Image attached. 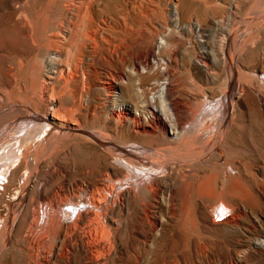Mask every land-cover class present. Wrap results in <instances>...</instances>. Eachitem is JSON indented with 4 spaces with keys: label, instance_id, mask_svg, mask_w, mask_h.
I'll use <instances>...</instances> for the list:
<instances>
[{
    "label": "bare ground",
    "instance_id": "bare-ground-1",
    "mask_svg": "<svg viewBox=\"0 0 264 264\" xmlns=\"http://www.w3.org/2000/svg\"><path fill=\"white\" fill-rule=\"evenodd\" d=\"M53 1H56V0H53ZM63 1H65V0H63ZM144 1L145 0H141V1H139V3L137 1L136 2L138 3V6L141 8V7H144L143 5H145ZM78 2L80 4V6L79 7L77 5L76 6L78 8L84 7L86 10L91 6V4H93L92 0H79ZM149 2H151V0ZM153 2H152V4H153ZM131 3H132V1H131ZM24 4L26 5V3H24ZM53 4H56V3L54 2ZM125 4H126V2H125ZM133 4L135 5V3H133ZM254 4H256V3H254ZM61 5H63V4H61ZM86 5H88L89 7L88 6L86 7ZM22 7H24V5ZM64 7H66V6H64ZM153 7L158 9L155 5H153ZM239 7H240V3L237 2L234 5L232 3V5L230 7L232 9L231 10L232 12H229V14L227 16H224L225 14L222 15L224 17L223 18L220 17L222 19L219 20V24L220 23L225 24L224 23L225 21H230V22L234 23V26H235V28H233V29L224 31L225 34H222L223 38L220 40L221 41L219 44L220 46L218 45L220 47L219 52H220V56H221V60L220 59H218V60H220V62H222V63L218 62V60H217V62L220 63L221 65L223 64L224 69H225V78H226V84H225V86H223L224 89L221 91V94H212V95L210 94L211 96L206 97V100L204 101L205 102L204 107L201 110H196V109L192 110L189 108L188 104L187 105L185 103L179 104V100L176 99L177 96L175 97L174 89L172 87V85L174 83L171 84L170 83L171 81L170 82L169 81L160 82L158 79H156L159 82L155 81L154 84L158 86L159 93L155 92V93H157V94H155L153 92V94H147L144 92L143 94H137V93L134 94V95H136V98L138 99V102H139L137 104L143 105L144 109H147V108L149 109V116L147 115L145 117V119H144V117L142 119L139 114H136V112H134V113L130 112L127 108H125L127 106L125 105V107H124V105H123V108L120 109L119 111H117V110L111 111V114H110L111 116H110V118H108V119H110V122L113 123L117 127L120 124L119 122H122V125L120 127H122L123 125L126 126V128H125L126 132H127L128 136L130 137V140H131L130 145H125L127 143L121 144V142H120V144H118L117 142H119V141L115 142L114 139H116L117 137L116 138L114 137V139L112 137H110L109 136V134L111 133L110 131H109L110 132L109 134H106L103 132H97V133L85 132L82 129H78V127H77L78 124L76 122H74L76 120H78V121L82 120V119L81 120L77 119L78 117L74 118L76 120H72L74 116L73 117L71 116L70 121H65V118H64V120H61L60 118L63 116L58 118L56 116L54 110H56V107H61L63 105V101H62L63 99L59 98L60 95L58 96L59 99H54L52 96L46 97L44 99L45 105L48 108L44 114H41L38 112L32 113V112L28 111L29 108L32 106V104L30 105L28 110L26 109V110H22L20 112H19V110H17L18 112H16L17 113L16 115L18 116L17 118L21 119V122H17L12 126L7 125L5 128L0 130V152H2L0 155V158L4 159V162H3L4 165L7 168H9L6 171V173L1 174L0 177L3 176V178H6L5 177L6 174L8 172H10L7 180L3 179V182L0 183V200H1V197L3 194H5L6 192L10 193L9 187L11 185H14L15 176L22 168H24L25 174L22 173V175L19 176L18 192L20 191V193H19L18 199L14 200L13 202H11L10 205H8L9 207H8L6 214L1 213V211H0V264H6V263H8L7 262L8 260H10V263H12V264H117L118 255L121 254L123 251V244H122L123 243L122 238L124 237L123 233H125V235H127L128 238L129 237L132 238L134 236H140V235L145 233V229H146L147 225H149V227L151 229L150 231H152L153 229L156 228V226L159 228V226H158L159 223H162L165 221H170V224H171V222H174V220L177 219V217H181L185 221V227L188 231L194 232V231H196V228L200 229V233H202L204 235V239H205L203 243H202V241L200 242L199 239H192L187 243V245L184 248L183 253L181 254V252H180V254H181L180 257L182 260L181 262H183V264H195L198 261L199 262L205 261L204 264H215V263L216 264L217 263L218 264H242V263H244V259H245L246 255L240 254L239 247H242V246L245 247L246 246V247H248V249H249L248 251H250V252H252V251L255 252V250H256V252L258 253L259 249H261V251H264V241L259 242L260 241L259 238L258 239H256L257 237L253 238L254 236L251 238H247L245 241H243L242 238H244L245 234H244V232H242L243 230H241V228H242L241 227V221L244 220V219H242L243 215L248 213V212H246V210L249 206H251L249 208L253 209V211L252 210L251 211L254 213L253 215H255L253 223H255L256 225H258L260 227H262L261 224L263 225V223H264V161H261L260 164L259 163L256 164L254 162L256 165H251V164L244 163L246 160L245 161H244V159H243V161L241 160V158H242L241 155L243 156L242 153H244V152H245L244 156L246 153L258 154V155L260 154V151H262V150H260L257 146H261L262 144L261 145H259L260 143L258 145L256 144V141L258 140L257 139L258 136H261L263 139V142H264V47H262L261 50L259 49L260 46L262 44H264V12H258V13H255L254 15H250V16L240 14L241 12L238 14L237 11H234L235 12L234 13L233 10L234 9L238 10ZM68 8H71V7H68ZM128 8H126V9H128ZM140 8L137 10H140ZM148 8H149V6H148ZM174 8H175V10H174L175 16H174L173 20L176 22L175 26H177L178 29H185V28L192 29L193 27L191 24H188V25L182 24L183 22H182L181 17H180V10H179L178 5H175ZM81 9H83V8H81ZM86 10H85V12H86ZM26 11L28 12V10H26ZM36 11H38V10H36ZM54 11L55 10H53V12ZM57 11H58V9H57ZM79 11H81V10H79ZM142 11H143V9H142ZM154 11H155V9H154ZM29 12H30V10H29ZM29 12H28V16H29ZM131 12H133V13L135 12V7H134V11H131ZM151 12H153V11H151ZM169 12H167V13H169ZM62 13H61V16H64L65 14L62 15ZM97 13H98V11H97ZM50 14L51 13H49V15ZM79 14H81V15H79ZM85 14H84V16H85ZM92 14L94 15V13H92ZM110 14L112 15L113 13H110ZM141 14L143 15L142 12H141ZM26 15H27V13H26ZM47 15H48V13H47ZM117 15H119V14L117 13ZM122 15H123V13H122ZM134 15H136V14H134ZM146 15H144V16H146ZM61 16H60V19L62 18ZM77 16L83 17L81 12L77 13ZM34 17L36 18L35 15H34ZM122 17H120V18L122 19ZM131 17L132 16H130L129 18H131ZM141 17L142 16H140V18ZM183 17H185V16H183ZM20 18H22V17L19 16V19ZM30 18H31V16L29 18L26 17V20L27 19L32 20ZM45 18H46V15H45ZM102 18H103V16H102ZM17 19L15 21H17ZM41 19H43V18H41ZM147 19H149V18L146 17V20ZM29 20H27V21H29ZM56 20H57V17H56ZM56 20H54L55 23L60 22V21H56ZM58 20H59V18H58ZM73 20L74 19H72V21ZM92 20L94 21V18ZM11 21H10V23H11ZM101 21H102V19H101ZM106 21H107V19H106ZM106 21H104V22L106 23ZM121 21H123V20H121ZM76 22H78V20H76ZM76 22H75V24H76ZM79 22L82 23L83 19L81 18ZM201 23L198 22L197 26H196V29L199 31L203 29V25ZM26 24H28V23H26ZM42 24H44V23H42ZM58 24L60 25V23H58ZM61 24H63V23H61ZM80 24L78 23L77 26H79ZM135 24L137 25V23H135ZM36 25L39 26V24H36ZM141 25L139 26V28H141ZM211 25H212V23H211ZM69 26H71V24ZM98 26L99 25H97V27ZM108 26L109 25H107L106 30L108 29ZM18 27H20V26H18ZM58 27H60V26H58ZM83 27H80V30H82ZM119 27H121V25ZM27 28H28V26H27ZM40 28H41V26H40ZM70 28H72V27H70ZM99 28H102V27H99ZM116 28H117V26H116ZM34 29H35V27H34ZM43 29H44V27H43ZM59 29H62V26ZM73 29L79 30V27H77V28L74 27ZM112 29H113V26H112ZM125 29L128 30V27ZM71 30L72 29H70V31ZM27 31H28V29H27ZM68 31L69 30H65V32H68ZM43 32L45 33V30L42 31V34H43ZM59 32H61V30L58 31V33ZM89 32H88L89 34H87V36H86L87 40L85 39V41L89 40L88 42H90V41L92 42V41H94V39H96L95 34L97 33V31L94 29L93 30L91 29V31H89ZM107 32H108V30H107ZM247 32H249L250 34L249 33L247 34ZM128 33H129V35H128ZM128 33H127V35L129 36V40L131 42V45H132L133 49H135L136 51L134 50V51L130 52L126 56V61L129 63V67H130V64L132 65V69H131L132 74L134 73L137 75L141 72V70H142V72L147 71V69H149V66L152 63V60H153V62L155 60H157L158 55H157V52L155 50L156 48L149 49L150 46H147L148 41H146V37H145L146 34L144 35V33L141 31H131ZM32 34H34V33H32ZM116 34H117V32H116ZM45 35H47V34L45 33ZM45 35H42V38H44L43 36H45ZM61 35H63V33ZM76 36H77V32H76ZM148 36H149V34H148ZM151 36H153V34ZM171 36H173V35L171 34ZM45 37H48V36H45ZM62 37H64V35ZM65 37H66V35H65ZM93 37H95V38H93ZM100 37H101V39H103L104 35H102ZM111 37H113V36H111ZM125 37H126V35H125ZM27 38H29V37H27ZM81 38H82V35H81ZM42 40H41V42H42ZM119 40H121V39H119ZM149 40H151V39H149ZM160 40L161 41H160L159 46H158L159 50L168 46V40L166 38H161ZM48 41L46 43H48ZM66 41L68 42V40H66ZM79 41H80L79 37H78V39H75V34H74L73 38H72V36L70 37L69 45H71V46L76 45V47L78 48L77 44L79 43ZM106 41H107V39L104 40V43H103V41H101V43L105 44ZM67 42H65V44L63 43V45L64 46L67 45L66 44ZM170 42H171V40H170ZM216 42H218V41H216ZM85 43H87V42H85ZM193 43H195V42H193ZM115 44H117V43L115 42ZM122 44H123V42H122ZM179 44H178V46H179ZM63 45H61V47ZM108 45H111V44H108ZM151 45H152V43H151ZM190 45L194 49V45L193 46H192V44H190ZM80 46H81V44H80ZM85 46H87V44ZM96 46L98 47V45H96ZM114 46L116 47V45H114ZM178 46L177 47L174 46L175 48L173 50H171L172 52H170L171 55L168 56L169 57V59L167 60L168 62L171 63L173 61V59L175 58V56L177 55ZM182 46H183V44H182ZM198 46H199V44H198ZM33 47H35V46H33ZM43 47L44 46H42V48ZM58 47L61 48L59 46V44H58ZM97 47H96V49H97ZM111 47H112V45H111ZM111 47H109V48H111ZM117 47H118V45H117ZM132 47H131V49H132ZM189 47H188V49H189ZM37 48H38V46H37ZM98 48H100V47H98ZM137 48H141L142 49L141 52H138ZM10 49H11V47H10ZM84 49H85V47H84ZM165 49L166 48H164V50ZM65 50L67 51L68 49H65ZM62 51H61V53H62ZM86 51H88V50H86ZM109 51H110V49H109ZM194 51L192 53H194ZM67 52H69V51H67ZM75 52H76V50H75ZM75 52H74V54H75ZM82 52H84V51H82ZM92 52H93V50L90 53H92ZM182 52H184V51H181V53ZM76 53H78V51ZM94 53H95V50H94ZM212 53L214 54V52H212ZM65 54H66V52H65ZM74 54L72 53L73 57H74ZM218 54L216 53V56ZM189 55H191V53ZM36 56H38V54ZM82 56H84V55H82ZM96 56H97V54H96ZM102 56H101V58H102ZM160 56H161V54H160ZM68 57H70V55ZM94 57H95V55H94ZM197 57H198V55H197ZM197 57H194V59H195L196 65H199V66L201 63H202L201 65H203V66H208L209 60L212 59L210 54L205 55V58L207 59V61H203V59H201L202 61H200V59ZM248 57L249 58L251 57L253 59V60H251L252 64H251V66L245 67L242 64V62L245 63V60L242 61V59L248 58ZM85 58H83V60ZM104 58H105V56H104ZM104 58H102V60ZM218 58H219V55H218ZM56 59H58V58L56 57ZM117 59H119V58H117ZM215 59H217V58H215ZM23 60H24V58H23ZM61 61H62V57H61ZM66 61L63 63H66ZM123 61H124V58H123ZM21 62H22V59H21ZM67 62H69V61H67ZM155 62H161V60L155 61ZM214 62L216 63L215 60H214ZM92 63H90V64H92ZM188 63H187V66L189 65ZM19 64H20V62H19ZM70 64H72V63H70ZM64 65H66V64H64ZM79 65H80V62H79ZM68 66H69V63H68ZM24 67H23V69H24ZM70 67H71V65H70ZM170 67H171V65H170ZM213 67H215V66H213ZM166 68H169V67H166ZM21 69L22 68H20V70ZM94 69H96V68H94ZM208 69H209V67H208ZM218 69L220 70V68H218ZM36 70L37 69H35V71ZM72 70H73V68H72ZM155 70H157V69L155 68ZM164 70H165L164 74H170V70H169V72H168V69L164 68ZM43 71H44V69H43ZM124 71H126V70H124ZM154 71H152V73ZM162 71H163V69H162ZM72 72H70V74H72ZM97 72L100 73V71H97ZM117 72H118V70H117ZM178 72H180V70ZM188 72H190V70ZM243 72H245V74H247V76L244 77ZM61 73H64V72H61ZM75 73H77V72H75ZM75 73H74V75H75ZM99 73H97V74L99 75ZM109 73H111V71ZM191 73H193V72H191ZM70 74H68V76ZM117 74H119V72ZM214 74H216V73L214 72ZM64 75H62V76L65 79ZM82 75H83V73H82ZM84 75H85V73H84ZM142 75H143V73H142ZM145 75H146V73H145ZM39 76H40V74H39ZM76 76H78V75H76ZM95 76H96V74H95ZM111 76H112V74H111ZM151 76H152V74H151ZM151 76H149V77H151ZM167 76L169 77V75H167ZM175 76H176V74H175ZM104 77H105V75H104ZM139 77H141V76H139ZM39 78H41L40 80H42V77H39ZM95 78H97V77H95ZM115 78H117V77L115 76L114 80H115ZM143 78L141 77V78H139V80L143 79ZM176 78H177V76H176ZM176 78H174L173 80L176 81ZM71 79H73V78H71ZM71 79L69 80V82L71 81ZM92 79H93V77H92ZM105 79H107V78L105 77ZM128 79H129V77H128ZM208 79H210V78H208ZM81 80H82V78H81ZM88 80H89V78H88ZM88 80H86V81H88ZM139 80H138V83H139ZM166 80H168V79H166ZM173 80H172V82H173ZM33 81L34 80H32V82ZM123 81H124V79H123ZM128 81L131 82V80H128ZM180 81L182 82V79ZM45 82H47V81H45ZM101 82H103L102 79H101ZM35 83H38V82H35ZM64 83H67V82L65 81ZM177 83L178 82L176 81V84ZM67 84H65V85H67ZM95 84H97V83H95ZM105 84L107 86L108 85L111 86L112 82L107 81ZM120 84H124V83H120ZM38 85H37V87H38ZM62 85H64V84H62ZM90 85H92V84H90ZM117 85L118 84H115L114 86L116 87ZM139 85H140V83H139ZM33 86H34V84H33ZM71 86H72V84H71ZM37 87H36V89H37ZM127 87H129V86H127ZM140 87H139V89L141 90ZM2 88L3 87H1V89ZM52 88H55V87H52ZM72 88H73V86H72ZM151 88H153V87H151ZM40 89L38 87L37 91H39ZM49 89H50V87H49ZM89 89H90V87H89ZM148 89H149V87H148ZM212 89H217V87L212 88ZM31 90H34V89H31ZM144 90H145V88H144ZM3 91H5V90H3ZM7 91H8V87H7ZM9 91H10V89H9ZM57 91L55 93H57ZM213 91L214 90H212V92ZM216 91H219V90H216ZM151 92H149V93H151ZM232 92H234V94H232ZM52 93H54V92H52ZM73 93H74V91L71 93V95ZM205 93H207V92H205ZM35 94H36V92H35ZM37 94H38V92H37ZM5 95L6 94H4V96ZM20 95H21V92H20ZM42 95H40V96H42ZM112 96H113V94H112ZM114 96H116V95H114ZM12 97H13V95H12ZM30 97H32V96H30ZM34 97H35V95H34ZM61 97H63V96H61ZM77 97L79 98V96H77ZM82 97H81V99H82ZM27 98H28V96H27ZM43 98H44V96H43ZM66 98H68V96H66ZM108 98H110V97L108 96ZM120 98H122V97H120ZM203 98H202V100H203ZM13 99H14V97H13ZM129 99L131 100L130 97H129ZM2 100L4 101V98ZM17 100H18V98H17ZM6 101L10 102V99L8 100V98L6 97ZM11 101H12V99H11ZM20 101H19V103L21 104L22 101L21 102ZM35 101H36V99H35ZM27 102H28V104L30 103L27 100V101H25V104ZM67 102H68V99H67ZM184 102H186V101H184ZM2 103L4 104L5 102H2ZM10 103H8L7 107L9 106ZM14 103H15V101H14ZM37 103L39 104L40 102H37ZM14 105H16V104H14ZM64 105H66V104H64ZM138 105H136V107ZM198 105L202 106L201 103ZM201 106H197V107L201 108ZM50 107H53V108L50 109ZM63 107H65V106H63ZM72 107H73V104H72ZM81 107H83V106H81ZM79 108H80V106H79ZM192 108H194V106ZM10 109H12V108H10ZM217 109H219L218 111H221V112H218V113L215 112ZM8 110H9V108H8ZM76 110H78V112H81V110H79L78 107ZM88 110H90V109H88ZM136 110H137V108H136ZM74 111H75V109H74ZM99 111H101V110H99ZM121 111H122V113H121ZM64 112H69V111L66 110ZM75 112H77V111H75ZM86 112H87V110H86ZM254 112H256V116L253 115ZM81 113H83V112H81ZM95 113H97V112H95ZM101 113H102V111H101ZM3 115H4V113H3ZM3 115H2V117H5ZM70 115H72V114H70ZM96 115H94V116H96ZM83 116L84 115H82L80 117L84 118ZM244 118H246V119H244ZM1 119H0V121H1ZM78 123H81V122H78ZM85 123H87V122L85 121ZM40 127H41V129H38ZM44 127H46L48 129L44 133L45 135L43 136L42 139L35 141L34 139L37 136L36 135L37 133L35 134V132L36 131L38 132V130H42ZM84 127H85V125H84ZM237 131L239 132V142H240L239 145H238V143H236L234 141L235 139L234 140H232L233 138L231 139V137H233V135H235V133ZM80 132L83 133L84 135L89 136L96 144L99 145V147L103 148L104 150H106L109 153V156H108L109 158H112L114 160H117L118 162H121L124 165V167L121 168V167L116 166V165L109 162V163H106L104 171L99 172L96 170L97 172L96 171L94 172L93 167H89V168H92V170H89V169H84V168L79 167L78 164L71 165L70 163H64L67 160H64V162H62L60 160L59 161L56 160L57 161L56 162L54 160L55 163H54V161H53V163L47 162V159L51 158V157L46 158V156L50 152L53 154L54 151H52V149H54L57 146V144L59 143V141L61 139L65 138V137H76L77 133H80ZM20 133H22L23 135H20ZM18 134L20 136H18ZM113 135H115V134H113ZM119 138H121V137H119ZM146 139L149 140V142H146L145 141ZM118 140H120V139H118ZM27 141H29V143H26ZM236 141H238V140H236ZM12 143H14V144L12 147L9 148L8 152L2 151V150H4V149H2L3 146H5V145L7 146V145L12 144ZM18 143H21L22 145L21 144L17 145ZM92 144H93V142H92ZM4 148H6V147H4ZM261 149L264 150V145L261 146ZM18 151H19V153H18ZM63 157H65V156H63ZM248 157H249V155H248ZM52 158H54V157L52 156ZM17 159L20 162L16 167H13L14 163L16 162ZM59 159H61V158H59ZM100 159L98 158L97 161ZM105 160H107V158H105ZM261 160H264V158ZM103 161H104V159H103ZM99 163H98V165H99ZM101 163H102V161H101ZM244 164H247V165H244ZM100 166H102V165H100ZM12 167H13V169H11ZM103 168H104V165H103ZM4 171H5V169H4ZM73 172L78 173L79 176H81V177H88V176L91 177L92 182L91 181L90 182L89 181L84 182V181L79 180L77 178L75 180L73 179V181H69V179H68L69 177L67 178L68 179L67 180L66 177L70 176ZM78 174H76V175H78ZM72 176H74V175H72ZM81 177H80V179H82ZM70 178H72V177H70ZM70 180H72V179H70ZM89 180H90V178H89ZM241 180H243V181L249 183V185H251L252 192L257 197V200H258L257 203L256 202H249V204L247 203V205H249V206H247L245 204L246 202H248L250 200L249 197L251 196V192H247V197H246L247 200L245 202H242V201L238 202L239 200H237V201L234 200V196H236L235 194L239 193L238 192L240 190L239 187L241 186L240 183L243 182V181L241 182ZM179 185L182 186L181 193L179 192ZM246 185H248V184H246ZM243 186L241 187V189H243ZM245 188H247V186ZM243 191H246V190H243ZM243 191H242V193H243ZM256 197H254V199ZM238 198H239V196L236 199H238ZM2 200H5V199H2ZM4 203H5V201H4ZM1 206H2V204H1ZM4 206H6V205H4ZM248 214H246V216ZM249 216L250 215H248V218H250ZM247 220H246V223L250 222L252 219L249 221H247ZM261 221L263 223L260 224ZM92 226H94L95 229H92L91 228ZM161 226H162V224H161ZM247 226H249V225H247ZM245 228H247V227H245ZM253 228L255 231L257 229H259L258 227H253ZM245 230H247V229H245ZM247 231H249V229ZM257 231H259V230H257ZM153 232H154V230H153ZM187 234H189V233H187ZM195 234H197V233H195ZM175 235L178 237V239L182 240L180 232H176ZM246 235H247V233H246ZM144 237L146 238L147 236H144ZM149 237H150V235H149ZM139 239L141 240L143 238H139ZM147 239L148 238H146V241H148ZM152 241L154 242V240H152ZM141 242H142V240H141ZM150 242L151 241H149V243ZM150 249H151V247H150ZM223 251H225V253H223ZM245 251L247 252V250H244V252ZM132 253H134V252H132ZM241 253H243V252L241 251ZM127 254H128V252H127ZM252 254H250V255H252ZM128 255H127V257H128ZM134 255H136V254L134 253ZM138 257L135 260V264H144V261H142V259H140ZM210 257H211V259L213 257L216 260V262H213V263L208 262L207 259H209ZM251 258H253V257H251ZM172 259H174V258H172ZM246 259H248V258L246 257ZM170 260H171V258H170ZM172 261H170V263ZM249 261H251V260H249ZM148 262H146V263H148ZM151 262H152V260H151ZM151 262H149V264L153 263V262L152 263ZM162 262H164V261H162ZM263 263H264V259H261V260L259 259L257 264H263ZM126 264H128V263H126ZM173 264H177V263H175L173 261Z\"/></svg>",
    "mask_w": 264,
    "mask_h": 264
},
{
    "label": "rangeland",
    "instance_id": "rangeland-1",
    "mask_svg": "<svg viewBox=\"0 0 264 264\" xmlns=\"http://www.w3.org/2000/svg\"><path fill=\"white\" fill-rule=\"evenodd\" d=\"M50 1V2H49ZM58 1V2H57ZM79 0H56V1H51V0H0V130H2L3 128H5L7 125L12 126L17 122H21L20 118H17L18 116L16 115L18 112L17 110L22 111V110H28V108L30 107V105L32 104V106L29 108L28 111L34 113V112H38L41 114H44L45 111L48 109L45 105L44 99L46 97H50L52 96L54 99H63V105L61 107H56L55 114L58 118H60L61 120L65 121H70V117L74 116L72 120H76L74 119L75 117H78L77 119L81 120V121H74L78 124V129H82L85 132H92V133H97V132H103L106 134H109L110 137H112L114 139V137L116 139H114L115 142H117L118 144H125V145H130L131 144V140L130 137L128 136L127 132H126V126L123 125L122 127H120L122 125V122H119V126H115L113 123L110 122V114L111 111H119L120 109L123 108V105L125 107V105L130 112L134 113L136 112V114H139L141 116V118L145 119V117L148 115L149 116V109H144L143 105L141 104H137L138 99L136 98V95L134 94H143L144 92L147 94H153V92H158L159 93V88L157 85L154 84V82H165V81H171L170 83L173 84L172 87L174 89V94L175 97L177 96L176 99L179 100V104H183L185 103L186 105H189V108L192 110H201L204 107L205 104V100L207 96H211L212 94H221V91L224 89L223 86H225L226 84V78H225V69L223 64L221 65L220 60H221V56H220V52H219V44H220V40L223 38L222 34H225L224 31L226 30H230L235 28L234 23L230 22V21H225V24H219V20H221L224 16H227L229 14V12H232L231 10V5L233 3L236 4L237 2L240 3V7L238 10L234 9V11H237L238 14H243V15H254L255 13L258 12H264V0H151V2H149L150 0H145L143 5L144 7H139L138 3L141 0H92L91 6L89 7L88 5H86V7L88 6L89 8L86 10L84 7H80V4L78 2ZM100 1V2H99ZM129 1V2H128ZM132 1V3H131ZM134 1V2H133ZM138 3H137V2ZM154 1V2H153ZM178 1V2H177ZM180 1V2H179ZM236 1V2H235ZM263 1V2H262ZM35 2V3H34ZM56 4H53V3ZM71 2V3H70ZM76 2V3H75ZM126 2V4H125ZM150 4H149V3ZM153 2V4H152ZM159 2V3H158ZM17 3V4H16ZM26 3V5L24 4ZM70 3V4H69ZM75 3V4H74ZM130 5H129V4ZM135 3V5L133 4ZM155 3V4H154ZM256 3V4H254ZM22 4V5H21ZM63 4V5H61ZM66 4V5H65ZM75 6H74V5ZM128 4V5H127ZM148 4V5H147ZM254 4V5H253ZM260 4V5H259ZM21 5V6H20ZM24 5V7H22ZM41 5V6H40ZM78 7H77V6ZM127 5V6H126ZM153 5H155L158 9H156L155 7H153ZM171 5V6H170ZM178 5L179 10H180V17L182 20V24H191L192 25V29H178L176 25V22L173 20L175 13H174V6ZM243 5V6H242ZM258 5V6H257ZM263 5V6H262ZM51 6V7H50ZM55 6V7H54ZM60 6V7H59ZM66 6V7H64ZM74 6V7H73ZM98 6V7H97ZM149 6V8H148ZM159 6V7H158ZM161 6V7H160ZM42 7V8H41ZM49 7V8H48ZM71 7V8H68ZM122 7V8H121ZM129 7V8H128ZM134 7H135V12H131L134 11ZM255 9H254V8ZM52 8V9H51ZM66 8V9H65ZM74 8V9H73ZM83 8V9H81ZM92 8V9H91ZM121 8V9H120ZM128 8V9H126ZM131 8V9H130ZM140 10H137L139 9ZM155 11H154V9ZM172 8V9H171ZM198 8V9H197ZM58 9V11H57ZM60 9V10H59ZM69 9V10H68ZM143 9V11H142ZM153 9V10H152ZM30 10L29 12V16H28V12L26 11ZM38 10V11H36ZM41 10V11H40ZM53 10H55L53 12ZM65 10V11H64ZM81 10V11H79ZM86 10V12H85ZM92 10V11H91ZM117 10V11H116ZM157 10V11H156ZM251 10V11H250ZM23 11V12H22ZM26 11V12H25ZM52 11V12H51ZM64 16H61V13ZM71 11V12H70ZM98 11V13H97ZM127 13H126V12ZM140 11V12H139ZM153 11V12H151ZM170 11V12H169ZM32 12V13H31ZM40 12V13H39ZM76 12V13H75ZM81 12L83 17H78L77 13ZM90 12V13H89ZM125 12V13H124ZM141 12L143 13V15L141 14ZM146 12V13H145ZM169 12V13H167ZM247 12V13H246ZM27 13V15H26ZM48 13V15H47ZM49 13H51L49 15ZM53 13V14H52ZM59 13V14H58ZM70 13V14H69ZM86 13V14H85ZM94 13V15L92 14ZM110 13H113L112 15ZM116 13V14H115ZM117 13L119 15H117ZM123 13V15H122ZM133 13V14H132ZM145 13V14H144ZM153 13V14H152ZM159 13V14H158ZM164 15H163V14ZM235 13V12H234ZM38 16H37V15ZM74 14V15H73ZM76 14V15H75ZM85 14V16H84ZM91 14V15H90ZM98 14V15H97ZM109 14V15H108ZM127 14V15H126ZM136 14V15H134ZM138 14V15H137ZM147 14V15H146ZM152 14V15H151ZM188 14V15H187ZM216 14V15H215ZM225 14V15H224ZM33 15V16H32ZM34 15L36 16V18L34 17ZM46 15V18H45ZM59 15V16H58ZM81 15V14H79ZM107 15V16H106ZM146 15V16H144ZM224 15V16H222ZM19 16L22 17L19 19ZM31 16L30 19L27 21L26 17L29 18ZM54 16V17H53ZM60 16L62 17L60 19ZM87 16V17H86ZM94 16V17H93ZM99 16V17H98ZM103 16V18H102ZM123 16V17H122ZM130 16H132L131 18H129ZM140 16H142L140 18ZM154 18H153V17ZM173 16V17H172ZM185 16V17H183ZM193 16V17H192ZM48 17V18H47ZM57 17V20H56ZM72 17V18H71ZM74 17V18H73ZM108 17V18H107ZM114 17V18H113ZM122 17V19L120 18ZM140 19H139V18ZM146 17L149 18L146 20ZM191 17V18H190ZM222 17V18H220ZM18 18V19H17ZM36 20H35V19ZM43 18V19H41ZM51 18V19H50ZM59 18V20H58ZM67 18V19H66ZM83 19V22H79L80 19ZM94 18V21L92 20ZM98 18V19H97ZM102 21H101V19ZM110 18V19H109ZM123 20V21H121ZM194 18V19H193ZM199 18V19H198ZM204 20H202V19ZM17 19V21H15ZM34 19V20H33ZM42 21H41V20ZM64 19V20H63ZM66 19V20H65ZM72 19H74L72 21ZM86 19V20H85ZM89 19V20H88ZM104 19V20H103ZM107 19V21H106ZM109 19V20H108ZM145 19V20H144ZM152 19V20H151ZM172 19V20H171ZM201 19V20H200ZM216 19V20H215ZM7 20V21H6ZM12 20V21H11ZM40 20V21H39ZM60 21V22H56L55 21ZM76 20H78V22H76ZM151 20V21H150ZM157 20V21H156ZM198 20V21H197ZM11 21V23H10ZM34 21V22H33ZM64 21V22H63ZM70 21V22H69ZM82 21V20H81ZM92 23H91V22ZM98 21V22H97ZM106 21V23L104 22ZM131 21V22H130ZM133 21V22H132ZM155 21V22H154ZM207 21V22H206ZM20 22V23H19ZM32 22V23H31ZM72 22V23H71ZM76 22V24H75ZM108 22V23H107ZM119 22V23H118ZM125 24H124V23ZM174 22V23H173ZM201 23L203 25V29L202 30H197L196 26L197 23ZM28 23V24H26ZM31 23V24H30ZM44 23V24H42ZM60 23V25L58 24ZM63 23V24H61ZM68 23V24H67ZM80 24L79 26H77V24ZM87 23V24H86ZM90 23V24H89ZM103 23V24H102ZM111 25H110V24ZM122 23V24H121ZM137 23V25L135 24ZM145 25H144V24ZM208 23V24H207ZM212 23V25H211ZM230 23V24H229ZM7 24V25H6ZM25 24V25H24ZM36 24H39V26H37ZM71 24V26H69ZM121 27H119L120 25ZM142 24V25H141ZM25 27H23V26ZM28 28H27V26ZM44 25V26H43ZM56 25V26H55ZM74 25V26H73ZM76 25V26H75ZM85 25V26H84ZM94 25V26H93ZM97 25H99L97 27ZM108 26V32L106 30ZM141 25V28H139V26ZM164 25V26H163ZM225 25V26H224ZM20 26V27H18ZM22 26V27H21ZM41 26V28H40ZM58 26H62V29H59L60 27ZM84 26V27H83ZM105 26V27H104ZM113 26V29H112ZM117 26V28H116ZM124 28H123V27ZM212 26V27H211ZM223 26V27H222ZM229 26V27H228ZM231 26V27H230ZM35 27V29H34ZM44 27V29H43ZM58 27V28H57ZM72 27V28H70ZM77 28L79 27V30H75L73 28ZM80 27H83L82 30H80ZM102 27V28H99ZM128 27V30H126L125 28ZM219 27V28H218ZM105 28V29H104ZM110 28V29H109ZM119 28V29H118ZM155 30H154V29ZM28 29V31H27ZM41 29V30H40ZM48 29V30H47ZM57 31H56V30ZM70 29H72L70 31ZM85 31H84V30ZM90 29V30H89ZM91 29L96 30L97 33L95 34L96 39H94V41H85V39L87 38V34H89L91 31ZM102 29V30H101ZM153 29V30H152ZM177 29V30H176ZM45 30V33L47 35H45V33L42 31ZM63 33L64 37H62L63 35H61L62 33L58 31H60ZM65 30H69L68 32H65ZM100 30V31H99ZM116 30V31H115ZM172 30V31H171ZM192 30V31H191ZM47 31V32H46ZM49 31V32H48ZM77 32V36H76V32ZM80 31V32H79ZM110 31V32H109ZM120 31V32H119ZM127 31V32H126ZM131 31H141L144 33L145 37H146V41L147 42V46H150L149 49H153L156 48V52H157V60L155 61H160L161 62H153L151 65L149 66V69H147V71H144L139 73V74H132V65L130 64L129 67V63L126 61V56L134 51L135 49H133L131 42L129 40V33ZM218 31V32H217ZM89 32V33H88ZM117 32V34H116ZM122 32V33H121ZM156 32V33H155ZM165 32V33H164ZM169 32V33H168ZM171 32V33H170ZM22 33V34H21ZM25 33V34H24ZM34 33V34H32ZM50 33V34H49ZM66 33V34H65ZM83 33V34H82ZM85 33V34H84ZM108 33V34H107ZM128 33V35H127ZM155 33V34H154ZM164 33V34H163ZM178 33V34H177ZM249 32H247L248 34ZM75 34V39H80L79 43L77 44L78 48L76 47V45H69V41H70V37L74 36ZM80 36H79V35ZM149 34V36H148ZM153 34V36H151ZM168 34V35H167ZM171 34L173 36H171ZM250 34V33H249ZM24 35V36H23ZM28 35V36H27ZM42 35L48 36L44 38H42ZM66 35V37H65ZM71 35V36H70ZM82 35V38H81ZM104 35V40L107 39V43L111 44L108 45L106 42L104 43V40L101 39L100 36ZM108 35V36H107ZM124 35V36H123ZM126 35V37H125ZM167 35V36H166ZM22 36V37H21ZM37 36V37H36ZM84 36V37H83ZM113 36V37H111ZM165 36V37H164ZM29 37V38H27ZM93 37V38H95ZM107 37V38H106ZM120 37V38H119ZM128 37V38H127ZM153 37V38H152ZM36 38V39H35ZM64 38V39H63ZM106 38V39H105ZM151 40H149V39ZM161 38H166L168 40V46L164 47L166 48L164 50L158 49L159 43H160V39ZM30 39V40H29ZM43 39V40H42ZM60 39V40H59ZM84 39V40H83ZM113 39V40H112ZM121 39V40H119ZM124 39V40H123ZM128 39V40H127ZM154 39V40H153ZM159 39V40H158ZM35 40V41H34ZM37 40V41H36ZM42 40V42H41ZM48 43H46L47 41ZM68 40V42L66 41ZM87 40V39H86ZM171 40V42H170ZM215 40V41H214ZM46 41V42H45ZM63 41V42H62ZM99 41V42H98ZM101 41H103V43H101ZM109 41V42H108ZM202 41V42H201ZM218 41V42H216ZM30 42V43H29ZM62 42V43H61ZM65 42H67V45H63V43L65 44ZM81 42V43H80ZM87 42V43H85ZM97 42V43H96ZM112 42V43H111ZM115 42L117 44H115ZM123 42V44H122ZM195 42V43H193ZM32 43V44H31ZM36 43V44H35ZM38 43V44H37ZM94 43V44H93ZM152 43V45H151ZM173 43V44H172ZM180 43V44H179ZM48 44V45H47ZM61 45H63L61 48ZM61 44V45H60ZM81 44V46H80ZM87 44V46H85ZM179 44V46H178ZM183 44V46H182ZM194 45V49L191 47ZM199 44V46H198ZM30 45V46H29ZM83 45V46H82ZM96 45H98V48ZM102 45V46H101ZM116 45V47L114 46ZM118 45V47H117ZM196 45V46H195ZM219 45V46H218ZM29 46V47H28ZM35 46V47H33ZM38 46V48H37ZM42 46H44L42 48ZM172 46V47H171ZM178 46V53L175 56V58L173 59V61L170 63L167 60L169 59L168 56L171 55L170 52H172L171 50H173L175 47ZM190 46V47H189ZM11 47V49H10ZM24 49H23V48ZM59 49H58V48ZM67 47V48H66ZM69 47V48H68ZM74 47V48H73ZM85 47V49H84ZM93 47V48H92ZM95 47V48H94ZM97 47V49H96ZM107 47V48H106ZM111 47V48H109ZM120 47V48H119ZM132 47V49H131ZM189 47V49H188ZM264 47V44H262L260 46V50L261 48ZM31 48V49H30ZM22 49V50H21ZM30 49V50H29ZM65 49H68L67 52ZM83 49V50H82ZM103 49V50H102ZM110 49V51H109ZM119 49V50H118ZM128 49V50H127ZM138 52H141V48H137ZM182 49V50H181ZM258 49V50H259ZM32 50V51H31ZM42 50V51H41ZM45 50V51H44ZM63 50V51H62ZM78 51V53L75 52ZM88 50V51H86ZM93 50L92 53H90ZM95 50V53H94ZM101 52H100V51ZM130 50V51H129ZM192 50V51H191ZM196 52H195V51ZM215 50V51H214ZM31 51V52H30ZM34 51V52H33ZM59 51V52H58ZM62 51V53H61ZM84 51V52H82ZM115 51V52H114ZM136 51V50H135ZM168 51V52H167ZM181 51H184L181 53ZM194 51V53H192ZM29 52V53H28ZM66 52V54H65ZM75 52V54H74ZM202 52V53H201ZM204 52V53H203ZM214 52V54L212 53ZM27 53V54H26ZM59 53V54H58ZM71 53V54H70ZM72 53L74 54V57L72 56ZM83 53V54H82ZM90 53V54H89ZM103 53V54H102ZM110 53V54H109ZM116 53V54H115ZM191 53V55H189ZM199 53V54H198ZM212 53V54H211ZM216 53L219 55L216 56ZM38 54V56H36ZM45 54V55H44ZM49 54V55H48ZM89 54V55H88ZM105 54V55H104ZM118 54V55H117ZM125 54V55H124ZM161 54V56H160ZM206 54H210L211 58L208 62V66H203L200 64L196 65L195 59L194 57H198L200 59V61H202L201 59H203V61H207V59L205 58ZM17 55V56H16ZM19 55V56H18ZM24 55V56H23ZM33 55V56H32ZM56 55V56H55ZM59 55V56H58ZM63 55V56H62ZM70 55V57H68ZM84 55V56H82ZM95 55V57H94ZM103 55V56H102ZM201 55V56H200ZM214 57H213V56ZM29 56V57H28ZM40 56V57H39ZM65 56V57H64ZM105 58L102 60V58ZM109 56V57H108ZM124 56V57H123ZM194 56V57H193ZM35 57V58H34ZM56 57L58 59H56ZM61 57H62V61H61ZM73 57V58H72ZM86 57V58H85ZM88 57V58H87ZM91 57V58H90ZM114 57V58H113ZM204 57V58H203ZM22 62H21V59ZM24 58V60H23ZM26 58V59H25ZM68 58V59H67ZM79 58V59H78ZM83 58H85L83 60ZM107 58V59H106ZM119 58V59H117ZM124 58V61H123ZM160 58V59H159ZM193 60H192V59ZM217 58V59H215ZM45 59V60H44ZM64 59V60H63ZM69 61V62H67ZM73 59V60H72ZM87 59V60H86ZM99 59V60H98ZM106 59V60H105ZM110 59V60H109ZM116 59V60H115ZM178 59V60H177ZM184 59V60H183ZM220 59V60H218ZM248 59V60H247ZM38 60V61H37ZM43 60V61H42ZM59 60V61H58ZM86 60V61H85ZM92 60V61H91ZM120 60V61H119ZM192 60V61H191ZM214 60L216 61V63L214 62ZM220 62L218 63L217 62ZM243 60H245V63L242 62ZM247 60V61H246ZM253 60L251 57L249 58H243L242 59V64L245 67L251 66L252 61ZM36 61V62H35ZM66 63H63L65 62ZM101 61V62H100ZM111 61V62H110ZM123 61V62H122ZM185 61V62H184ZM189 63H188V62ZM20 62V64H19ZM25 62V63H24ZM62 62V63H61ZM80 62V65H79ZM87 62V63H86ZM93 62V63H92ZM113 62V63H112ZM122 62V63H121ZM193 62V63H192ZM23 63V64H22ZM42 63V64H41ZM56 63V64H55ZM69 63V66H68ZM72 63V64H70ZM89 63V64H88ZM92 63V64H90ZM125 63V64H124ZM179 63V64H178ZM187 63L189 64L187 66ZM192 65H191V64ZM25 64V65H24ZM28 64V65H27ZM46 64V65H45ZM62 64V65H61ZM66 64V65H64ZM154 64V65H153ZM178 64V65H177ZM39 65V66H38ZM44 65V66H43ZM71 65V67H70ZM74 65V66H73ZM86 65V66H85ZM88 65V66H87ZM162 65V66H161ZM171 65V67H170ZM195 65V66H194ZM25 66V67H24ZM80 66V67H79ZM83 66V67H82ZM91 66V67H90ZM152 66V67H151ZM157 66V67H156ZM161 66V67H160ZM175 66V67H174ZM212 66V67H211ZM215 66V67H213ZM24 67V69H23ZM31 67V68H30ZM43 67V68H42ZM45 67V68H44ZM68 67V68H67ZM75 67V68H74ZM78 67V68H77ZM89 67V68H88ZM125 67V68H124ZM151 67V68H150ZM169 67V68H166ZM196 67V68H195ZM209 67V69H208ZM223 67V68H222ZM19 68V69H18ZM20 68H22L20 70ZM30 68V69H29ZM63 68V69H62ZM73 68V70H72ZM80 68V69H79ZM89 70H88V69ZM96 68V69H94ZM155 68L158 70H155ZM165 69H168V72L170 70V74H164ZM198 68V69H197ZM215 68V69H214ZM220 68V70L218 69ZM35 69H37L35 71ZM44 69V71H43ZM67 69V70H66ZM76 69V70H75ZM98 69V70H97ZM153 69V70H152ZM161 69V70H160ZM163 69V71H162ZM173 71H172V70ZM180 72H178L179 70ZM200 69V70H199ZM224 69V70H223ZM20 70V71H19ZM80 70V71H79ZM84 70V71H83ZM88 70V71H87ZM91 70V71H90ZM100 71L97 72V71ZM119 74H117L118 72ZM126 70V71H124ZM155 70V71H154ZM190 70V72H188ZM199 70V71H198ZM209 70V71H208ZM23 71V72H22ZM26 71V72H25ZM73 71V72H72ZM111 71V73H109ZM152 71H154L152 73ZM157 71V72H156ZM175 71V72H174ZM217 71V72H216ZM64 72V73H61ZM66 72V73H65ZM70 72H72V74H70ZM77 72V73H75ZM117 72V73H116ZM156 72V73H155ZM163 74H162V73ZM174 72V73H173ZM179 74H178V73ZM193 72V73H191ZM214 72L216 74H214ZM35 73V74H34ZM40 76H39V74ZM61 73V74H60ZM75 73V75H74ZM83 73V75H82ZM85 73V75H84ZM99 73V75L97 74ZM114 73V74H113ZM143 73V75H142ZM146 73V75H145ZM155 73V74H154ZM160 73V74H159ZM210 73V74H209ZM220 75H219V74ZM13 74V75H12ZM65 74V75H64ZM68 74H70L68 76ZM96 76L97 78H95L93 75ZM109 74V75H108ZM112 74V76H111ZM152 74V76H151ZM159 74V75H158ZM177 78H176V76ZM42 75V76H41ZM61 75V76H60ZM65 76V79L63 78V76ZM78 75V76H76ZM91 75V76H90ZM107 79H105V77ZM128 75V76H127ZM155 75V76H154ZM169 75V77L167 76ZM179 75V76H178ZM214 77H213V76ZM217 75V76H216ZM244 77L247 76V74H245V72H243ZM16 76V77H15ZM75 76V77H74ZM82 76V77H81ZM90 76V77H89ZM115 78L114 80V77ZM141 76L143 79H140ZM146 76V77H145ZM151 76V77H149ZM157 76V77H156ZM166 76V77H165ZM172 76V77H171ZM211 76V77H210ZM10 77V78H9ZM22 77V78H21ZM42 77V80H40ZM61 77V78H60ZM73 79H71V78ZM93 77V79H92ZM129 77V79H128ZM154 77V78H153ZM176 78V81L179 83L176 84V81L173 80L174 78ZM180 77V78H179ZM213 77V78H212ZM217 77V78H216ZM68 78V79H67ZM75 78V79H74ZM82 78V80H81ZM84 78V79H83ZM89 78V80H88ZM110 78V79H109ZM173 78V79H172ZM210 78V79H208ZM219 78V79H218ZM29 79V80H28ZM67 79V80H66ZM71 79V81L69 82V80ZM77 79V80H76ZM101 79L103 82H101ZM124 79V81H123ZM131 80V82H129L128 80ZM154 79V80H153ZM158 79V80H156ZM168 79V80H166ZM179 81H178V80ZM182 79V82L180 81ZM13 80V81H12ZM18 80V81H17ZM32 80H34L32 82ZM36 80V81H35ZM39 80V81H38ZM47 82H45V81ZM74 80V81H73ZM88 80V81H86ZM99 82H98V81ZM114 80V81H113ZM139 80V83H138ZM144 80V81H143ZM173 80V82H172ZM210 80V81H209ZM214 80V81H213ZM30 81V82H29ZM62 81V82H61ZM67 83H64V82ZM91 81V82H90ZM105 81V82H104ZM107 81L112 82L111 86H107L105 83ZM144 83H143V82ZM146 81V82H145ZM218 81V82H217ZM24 82V83H23ZM38 82V83H35ZM41 82V83H40ZM44 82V83H43ZM51 82V83H50ZM64 84V85H62ZM73 82V83H72ZM76 82V83H75ZM79 82V83H78ZM124 83V84H120V83ZM194 82V83H193ZM215 82V83H214ZM44 85H43V84ZM47 83V84H46ZM50 85H49V84ZM97 83V84H95ZM101 83V84H100ZM104 83V84H103ZM181 83V84H180ZM220 83V84H219ZM13 84V85H12ZM21 84V85H20ZM30 84V85H29ZM34 84V86H33ZM39 84V85H38ZM67 84V85H65ZM73 88H72V86ZM74 84V85H73ZM80 84V85H79ZM92 84V85H90ZM115 84H118L116 87L114 86ZM127 84V85H126ZM153 84V85H152ZM223 84V85H222ZM39 87V91L38 87ZM42 85V86H41ZM132 85V86H131ZM138 85V86H137ZM150 85V86H149ZM152 85V86H151ZM155 85V86H154ZM222 85V86H221ZM21 88H20V87ZM62 86V87H61ZM92 86V87H91ZM97 86V87H96ZM129 86V87H127ZM141 86V87H140ZM146 86V87H145ZM183 86V87H182ZM193 86V87H192ZM221 86V87H220ZM1 87H3L1 89ZM7 87H8V91H7ZM14 87V88H13ZM37 87V89H36ZM50 87V89H49ZM55 87V88H52ZM76 87V88H75ZM90 87V89H89ZM139 87L141 88V90L139 89ZM149 87V89H148ZM153 87V88H151ZM177 87V88H176ZM209 89H208V88ZM216 88L217 89H212V88ZM75 88V89H74ZM129 88V89H128ZM145 88V90H144ZM179 88V89H178ZM222 88V89H221ZM10 89V91H9ZM34 89V90H31ZM60 89V90H59ZM78 89V90H77ZM154 89V90H153ZM177 89V90H176ZM5 90V91H3ZM21 90V91H20ZM52 90V91H51ZM57 93H55L56 91ZM74 91V95L71 93ZM131 90V91H130ZM158 90V91H157ZM212 90H214L212 92ZM219 90V91H216ZM28 91V92H27ZM48 91V92H47ZM77 91V92H76ZM114 91V92H113ZM152 91V92H151ZM207 93H205V92ZM3 92V93H2ZM6 92V93H5ZM21 92V95H20ZM36 92V94H35ZM38 92V94H37ZM45 94H44V93ZM54 92V93H52ZM65 92V93H64ZM118 92V93H117ZM151 92V93H149ZM220 92V93H219ZM30 93V94H29ZM48 93V94H47ZM62 93V94H61ZM113 96H112V94ZM204 93V94H203ZM4 94H6L4 96ZM43 94V95H42ZM69 94V95H68ZM76 94V95H75ZM78 94V95H77ZM83 94V95H82ZM108 94V95H107ZM118 94V95H117ZM122 94V95H121ZM157 94V93H155ZM208 94V95H207ZM211 94V95H210ZM232 94H234V92H232ZM9 95V96H8ZM14 99H13V97ZM35 95V97H34ZM37 95V96H36ZM42 95V96H40ZM60 95V96H59ZM116 95V96H114ZM120 95V96H119ZM24 96V97H23ZM28 96V98H27ZM32 96V97H30ZM40 96V97H39ZM44 96V98H43ZM55 96V97H54ZM59 96V98H58ZM63 96V97H61ZM66 96H68V98H66ZM72 96V97H71ZM74 96V97H73ZM79 96V98L77 97ZM82 99H81V97ZM108 96L110 98H108ZM119 96V97H118ZM6 97L8 98L9 101H6ZM11 97V98H10ZM16 97V98H15ZM34 97V98H33ZM39 97V98H38ZM76 97V98H75ZM122 97V98H120ZM129 97L131 98V100L129 99ZM180 97V98H179ZM205 99H204V98ZM4 98V101L2 100ZM21 102V104L19 103V101ZM23 98V99H22ZM78 98V99H77ZM119 98V99H118ZM201 98V99H200ZM203 98V100H202ZM12 99V101H11ZM30 102L28 104V102L25 104V101L27 100ZM36 99V101H35ZM41 101H40V100ZM68 99V102H67ZM181 99V100H180ZM188 99V100H187ZM31 100V101H30ZM119 102H118V101ZM190 100V101H189ZM202 100V101H201ZM15 101V103H14ZM35 101V102H34ZM107 101V102H106ZM117 101V102H116ZM186 101V102H184ZM2 102H5L4 104ZM37 102H40L39 104ZM67 102V103H66ZM191 104H190V103ZM9 104V106L7 107V105ZM13 103V104H12ZM19 103V104H18ZM44 103V104H43ZM71 103V104H70ZM78 103V104H77ZM83 103V104H82ZM106 103V104H105ZM123 103V104H122ZM125 103V104H124ZM195 105H194V104ZM202 104L198 105V104ZM16 104V105H14ZM66 104V105H64ZM73 104V107H72ZM70 105V106H69ZM77 105V106H76ZM132 105V106H131ZM135 105V106H134ZM136 105H138L136 107ZM13 106V107H12ZM24 106V107H23ZM26 106V107H25ZM65 106V107H63ZM69 106V107H68ZM75 106V107H74ZM80 106V108H79ZM83 106V107H81ZM104 108H103V107ZM194 106V108H192ZM197 106H201V108H198ZM15 107V108H14ZM39 109H38V108ZM78 107L79 110H81V112H78V110H76ZM101 107V108H100ZM9 108V110H8ZM12 108V109H10ZM24 108V109H23ZM34 108V109H33ZM43 108V109H42ZM53 107H50V109H52ZM70 108V109H69ZM83 108V109H82ZM87 108V109H86ZM103 108V109H102ZM137 108V110H136ZM140 108V109H139ZM63 109V110H62ZM65 109V110H64ZM77 111L75 112L74 111ZM90 109V110H88ZM44 110V111H43ZM69 111V112H64V111ZM87 110V112H86ZM101 110V111H99ZM145 110V111H144ZM219 109H217L215 112H221L218 111ZM138 111V112H137ZM43 112V113H42ZM91 112V113H90ZM97 112V113H95ZM124 112V111H123ZM147 112V113H146ZM4 113V115H3ZM13 113V114H12ZM67 113V114H66ZM72 115H70V114ZM122 113V111H121ZM5 117H2V115ZM13 116H12V115ZM59 114V115H58ZM77 114V115H76ZM84 115L82 117V115ZM97 114V115H96ZM96 115V116H94ZM144 115V116H143ZM254 116H256V112L253 113ZM258 115V114H257ZM63 118V119H62ZM104 118V119H103ZM16 119V120H15ZM68 119V120H67ZM246 119V118H244ZM93 120V121H92ZM13 121V122H12ZM85 121L87 123H85ZM73 122V121H72ZM81 122V123H78ZM97 123V124H96ZM81 124V125H80ZM105 124V125H104ZM112 124V125H111ZM2 125V126H1ZM85 125V127H84ZM110 125V126H109ZM92 126V127H91ZM103 126V127H102ZM76 127V128H77ZM117 127V128H116ZM38 129H41L38 128ZM85 129V130H84ZM92 129V130H91ZM118 129V130H117ZM125 129V130H124ZM48 129L46 127H44L42 130H38V132L36 131L35 134L37 135L35 137V141H38L40 139L43 138V136L45 135L44 133L47 131ZM116 130V131H115ZM124 130V131H123ZM110 131V132H109ZM115 132V133H114ZM118 134H117V133ZM115 134V135H113ZM20 135H23L22 133H20ZM18 134V136H20ZM118 135V136H117ZM121 137V138H119ZM123 138V139H122ZM129 138V139H128ZM233 138V139H232ZM120 139V140H118ZM127 139V140H126ZM232 140H234L236 143H238L239 145V132L237 131L235 133V135H233V137H231ZM257 141L256 144L263 146L264 142L261 136L257 137ZM260 139V140H259ZM66 140V141H65ZM69 140V141H68ZM122 140V141H121ZM126 140V141H125ZM238 140V141H236ZM146 142H149V140H145ZM93 142V144H92ZM124 142V143H123ZM263 142V143H262ZM26 143H29V141H27ZM14 143L9 144V145H5L2 147V151L8 152L9 148L13 146ZM21 143H18L17 145H20ZM22 145V144H21ZM9 146V147H8ZM261 146H257L260 150V154H248L246 153L244 156L241 155V160L243 161L244 159V163L247 164H251V165H256L257 163H261V160L264 157V150L261 149ZM6 147V148H4ZM99 148V149H98ZM99 147L98 144H96L89 136L84 135L83 133H77L76 137H65L63 139H61L59 141V143L57 144V146L52 149L53 154L50 152L46 158L48 163H53V161L55 160H60L64 163H70L71 165H76L78 164L79 167L84 168V169H89L92 170V168L89 167H93V171L95 172L97 171H104L105 170V166L106 163H112L116 166L119 167H124V165L121 162H118L117 160H114L112 158H109V153L104 150L103 148ZM7 149V150H6ZM2 152H0L1 155ZM19 153V151H18ZM55 153V154H54ZM67 155V156H66ZM98 157H97V156ZM249 155V157H248ZM255 157H254V156ZM52 156L54 158H52ZM65 156V157H63ZM100 156V157H99ZM67 157V158H66ZM259 157V158H258ZM56 158V159H55ZM61 158V159H59ZM66 158V159H65ZM101 158L100 160L97 161V159ZM105 158H107V160H105ZM253 158V159H252ZM2 159V160H1ZM53 159V160H52ZM104 159V161H103ZM110 159V160H109ZM252 159V160H251ZM258 159V160H257ZM18 160V159H17ZM14 163L13 167H16L19 164V160ZM112 160V161H111ZM248 160V161H247ZM2 161V162H1ZM50 161V162H49ZM54 161V163H55ZM99 165H98V163ZM102 161V163H101ZM107 161V162H106ZM115 161V162H114ZM250 161V162H249ZM252 161V162H251ZM257 161V162H256ZM4 159L0 158V175L6 173V171L9 169L4 165ZM57 162V161H56ZM96 162V163H95ZM249 162V163H248ZM256 164H255V163ZM254 163V164H253ZM244 164V165H247ZM89 165V166H88ZM93 165V166H92ZM98 165V166H97ZM102 165V166H100ZM104 165V168H103ZM100 166V167H99ZM13 167L11 169H13ZM97 167V168H96ZM99 167V168H98ZM5 169V171H4ZM23 169V170H22ZM15 176V183L14 185H11L9 187L10 189V193L6 192L5 194L2 195L1 200H0V211L3 214L7 213L8 210V205L11 204V202H13L14 200H17L19 197V193L18 192V180H19V176L23 174H25L24 168H22ZM95 169V170H94ZM2 171V172H1ZM96 171V172H97ZM250 172V171H249ZM75 173V174H74ZM251 173V172H250ZM10 172H8L6 174V178H3V176H1L0 178V183L3 182L4 180H7V178L9 177ZM19 174V175H18ZM78 173L73 172L70 176H67L66 179L68 178L69 181H73V179L75 180L76 178L82 181H91V177H81L78 175H76ZM74 175V176H72ZM72 177V178H70ZM80 177L82 179H80ZM84 178V179H83ZM88 180H87V179ZM90 178V180H89ZM67 179V180H68ZM72 179V180H70ZM243 180H241L242 182ZM92 182V181H91ZM243 183V184H242ZM241 184V186L239 187L240 190L238 191V194H235L237 197L239 196L238 199H236L237 197L234 196V200L238 202L242 201L245 202L247 199V192H251V196L249 197V201L246 202L245 204L247 205V203L249 204V202H258L256 195L252 192L251 189V185H249V183L243 181ZM248 185H246V184ZM244 185V186H243ZM243 186V189H241V187ZM247 186V188H245ZM249 186V187H248ZM59 187V186H58ZM60 188V187H59ZM181 188L182 186L179 185V192L181 193ZM245 188V189H244ZM251 190H250V189ZM246 190V191H243ZM243 191V193H242ZM4 196V197H3ZM16 198H15V197ZM236 197V198H235ZM254 197H256L254 199ZM13 198V199H12ZM5 199V200H2ZM254 200V201H253ZM3 201V202H2ZM5 201V203H4ZM211 201V200H210ZM6 205V206H4ZM5 208H4V207ZM249 206V205H247ZM7 207V208H6ZM251 207V206H249ZM247 208L246 214L250 215L248 218V215L246 216V214L243 215L244 220L241 221V230H243L242 232H244V238H242L243 241H245L247 238H255L256 239L259 238V242L264 241V223L261 221V223H263V225L261 224L262 227L256 225L255 223H253L254 220V213L252 212L253 209L251 208ZM249 209V210H248ZM3 210V211H2ZM252 210V211H251ZM253 215V216H252ZM247 218H246V217ZM179 218V219H178ZM246 218V219H245ZM181 217H177V219L174 220V222L170 221H165L162 223H159L158 226L159 228L156 226V230L150 231V227L149 225L146 226L145 229V233L140 235V236H134V237H129L127 235H125V233H123L124 237L122 238V244H123V251L121 254L118 255V261L117 264H135V260L136 258H140L142 259V261H144V264L146 262H151L152 260V264H173V261L177 264H183V262H181V257L180 255L183 253L185 246L187 245V243L192 240V239H199L200 242L202 241V243L204 242V235L202 233H200V229L196 228V231L194 232H190L186 229L185 227V221L181 220ZM248 219V220H247ZM252 219V220H251ZM246 220L250 222L246 223ZM177 221V222H176ZM162 224V226H161ZM183 224V225H182ZM252 224V225H251ZM167 225V226H166ZM249 225V226H247ZM254 225V226H253ZM256 225V226H255ZM92 226V229H95V227ZM247 227V228H245ZM250 227V228H249ZM253 227H258L259 231H255ZM183 228V229H182ZM249 229V231L245 230V229ZM91 229V230H92ZM160 229V230H159ZM177 229V230H176ZM180 229V230H179ZM182 229V230H181ZM251 229V230H250ZM179 230V231H178ZM158 231V232H157ZM251 231V232H250ZM176 232H180L181 233V239H178V237L175 235ZM189 233V234H187ZM197 233V234H195ZM247 233V235H246ZM253 233V234H252ZM159 234V235H158ZM168 234V235H167ZM192 234V235H191ZM258 234V235H257ZM263 234V235H262ZM150 235V237H149ZM183 235V236H182ZM144 236H147L146 238H148L146 241V238ZM191 236V237H190ZM195 236V237H194ZM194 237V238H193ZM262 237V238H261ZM139 238H143L141 240ZM150 238V239H149ZM152 238V239H151ZM173 238V239H172ZM184 238V239H183ZM203 238V239H202ZM261 238V239H260ZM158 239V240H157ZM186 239V240H185ZM154 240V242L152 241ZM131 241V242H130ZM149 241H151L149 243ZM130 242V243H129ZM141 242V243H140ZM159 242V243H158ZM170 242V243H169ZM181 242V243H180ZM164 243V244H163ZM180 243V244H179ZM142 244V245H141ZM151 244V245H150ZM159 244V245H158ZM162 244V245H161ZM127 246V247H126ZM129 246V247H128ZM144 246V247H143ZM149 246V247H148ZM142 247V248H141ZM151 247V249H150ZM160 249H159V248ZM166 247V248H165ZM128 248V249H127ZM148 248V249H147ZM241 248V249H240ZM246 248V249H245ZM125 250V251H124ZM130 250V251H129ZM132 250V251H131ZM166 250V251H165ZM244 250H247V252ZM248 247H239V252L242 255H246V257L248 259H244V263L242 264H257L259 259H264V251H261V249H257L258 253L254 251L250 252L248 251ZM141 251V252H140ZM241 251L244 253H241ZM261 251V252H260ZM128 252V254H127ZM134 252L136 255H134ZM181 252V254H180ZM252 254V255H250ZM223 253H225V251H223ZM222 253V254H223ZM246 253V254H245ZM248 253V254H247ZM257 253V254H256ZM124 254V255H123ZM151 254V255H150ZM173 254V255H172ZM128 255V257H127ZM255 255V256H254ZM121 256V257H120ZM124 256V257H123ZM137 256V257H136ZM148 256V257H147ZM154 256V257H153ZM166 256V257H165ZM180 258H179V257ZM253 258H251V257ZM257 256V257H256ZM144 257V258H143ZM168 257V258H167ZM171 258V260H170ZM174 258V259H172ZM250 258V259H249ZM255 258V259H254ZM164 259V260H163ZM173 260V261H172ZM251 260V261H249ZM122 261V262H121ZM164 261V262H162ZM167 261V262H166ZM170 261H172L170 263ZM208 262H216V260L212 257L207 259ZM8 263L6 264H12L10 263V260L7 261ZM133 262V263H132ZM146 263V264H149ZM249 262V263H248ZM256 262V263H255ZM204 264L205 261H198L195 264ZM216 264V263H215ZM218 264V263H217ZM264 264V263H263Z\"/></svg>",
    "mask_w": 264,
    "mask_h": 264
}]
</instances>
